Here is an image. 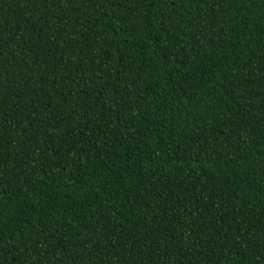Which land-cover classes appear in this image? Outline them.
Returning <instances> with one entry per match:
<instances>
[{
    "label": "trees",
    "instance_id": "obj_1",
    "mask_svg": "<svg viewBox=\"0 0 264 264\" xmlns=\"http://www.w3.org/2000/svg\"><path fill=\"white\" fill-rule=\"evenodd\" d=\"M0 264H264V0H0Z\"/></svg>",
    "mask_w": 264,
    "mask_h": 264
}]
</instances>
